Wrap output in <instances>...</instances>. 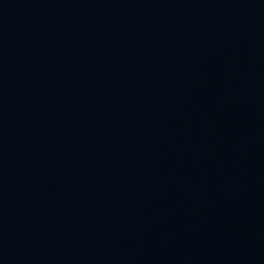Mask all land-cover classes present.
<instances>
[{"label": "water", "instance_id": "95a60500", "mask_svg": "<svg viewBox=\"0 0 264 264\" xmlns=\"http://www.w3.org/2000/svg\"><path fill=\"white\" fill-rule=\"evenodd\" d=\"M94 264H264V0H91Z\"/></svg>", "mask_w": 264, "mask_h": 264}]
</instances>
